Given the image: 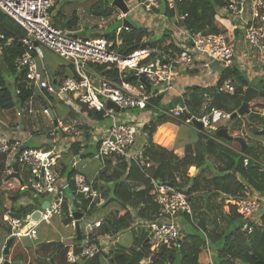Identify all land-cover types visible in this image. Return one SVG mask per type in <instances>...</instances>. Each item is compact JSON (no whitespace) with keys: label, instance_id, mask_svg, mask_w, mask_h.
Wrapping results in <instances>:
<instances>
[{"label":"built area","instance_id":"obj_1","mask_svg":"<svg viewBox=\"0 0 264 264\" xmlns=\"http://www.w3.org/2000/svg\"><path fill=\"white\" fill-rule=\"evenodd\" d=\"M181 0H137V6L145 13H155L161 5H167L173 9ZM52 0H0V12L12 19L25 32L21 40L24 53L14 60L15 68L24 73L25 82L36 91H47L53 94L61 102L72 105H84L89 110L102 113L104 122L108 121L110 126L107 133L100 141L95 159L104 164L106 157L116 155L123 158L127 163H135L138 167L148 168L151 165L144 162L143 149L145 143L138 147L136 140L142 132L145 123L136 122L128 118H121L126 111L134 109H145L148 106L156 114H162L166 118L193 127L195 122L202 126L201 133L208 136L214 143L227 147L222 140L213 134V130L221 121L230 120L231 115L211 108L209 111H202L197 114L190 113L180 99L177 105L160 109L153 106L152 99L164 94L173 88V81L181 72L198 73L213 64H222L225 68L233 67L236 62L235 47L240 44L248 46L254 58L257 60L259 69L264 70V0H229L227 4L216 11V19L225 26L228 37L204 35L201 32H188L179 24H175L172 38L176 41L179 51L176 55H167L161 51L149 49L139 50L128 57H122L114 49L119 45V40L108 41L102 35L98 38L77 37L80 31L71 32L58 28L49 19V10L52 7ZM125 14L119 13L116 20H123ZM181 20H184L182 18ZM127 30L122 26L117 30ZM3 39L0 36V41ZM42 46L54 55L67 62L72 68V76L63 77L50 83L42 74L35 63V48ZM0 47V51H1ZM151 54H157L154 61L145 62ZM140 58L136 63L133 62ZM108 65L114 66L117 70L118 82L108 80L101 74H97L90 69V66ZM125 71H129L131 78L136 77L133 82L125 81ZM144 80L148 85L142 81ZM217 80L213 86L217 85ZM18 92V91H17ZM235 86L231 81H226L217 89V93L233 94ZM43 102L39 109L34 106V98H30L22 108H16L14 117L18 120L24 117L42 115L47 118L52 113L50 100L47 95H43ZM42 101V100H41ZM114 103L119 110L107 106V102ZM46 103V104H45ZM166 103H169L166 101ZM75 106V105H74ZM123 110L124 112H122ZM264 116V110L260 111ZM85 115V114H84ZM58 126V127H57ZM251 126V125H250ZM20 124H14L9 133L0 132V157L5 159V176L10 177L13 173L26 172L31 175L29 178V188L34 196L42 198L41 204L48 201V206L41 210L38 223L34 224L26 233L21 234L31 221L30 214L21 215L16 219L11 213L8 214L9 221L5 225L10 230V237L36 239V226L39 223H50L55 216H63L70 220V227L75 232L76 220L74 212L81 213V219H86L89 211L93 207H100L104 198L102 192L94 188V178L86 180L79 173L69 180L59 182L57 171L55 170L56 160L60 154H54L55 149L28 148L24 142L16 139L17 132L21 131ZM247 127L236 132L235 136L244 138L247 136ZM58 131L67 136L71 141L68 148L74 142L82 144L83 131L62 123L52 127L47 132L53 145H57ZM264 131V127L262 128ZM145 136V134L142 132ZM67 150V149H66ZM72 167H76L79 157H74ZM251 159L243 156V166L247 167ZM16 164V171L12 169ZM102 169L99 168V170ZM154 203L158 206V211L151 222L135 221V225L146 226L149 230L147 243L152 253L158 252L162 247L172 249L181 240L180 217L191 216V208L184 192L171 185L151 180ZM71 189L72 196H67V190ZM251 189L246 187L244 197L231 200L236 213L242 217L244 223L242 230L251 234L254 227V213L260 209L263 201L257 195H252ZM80 194V196H79ZM50 198L44 199V196ZM82 205L86 202L82 211L74 210V198ZM27 197H21L18 202L22 206L29 205L32 200L27 201ZM84 201V202H83ZM66 206V207H65ZM131 211V210H129ZM101 219L92 218L86 220L83 229L80 228L81 245L78 258L72 253L67 254V263L87 264L94 256L108 249L115 243L112 237H99L98 243L90 240V235L94 229L101 225ZM80 226V223H79ZM208 250V249H207ZM206 250V251H207ZM209 251V250H208ZM3 259H0V264ZM144 262V261H143ZM141 262V264H143ZM211 262V256H210ZM146 264L150 260L145 261ZM212 264V263H210Z\"/></svg>","mask_w":264,"mask_h":264},{"label":"trees","instance_id":"obj_2","mask_svg":"<svg viewBox=\"0 0 264 264\" xmlns=\"http://www.w3.org/2000/svg\"><path fill=\"white\" fill-rule=\"evenodd\" d=\"M58 1L53 0L54 6L50 8V14L56 9L55 6H57ZM72 1L63 0L62 8L53 17L52 23L54 26L76 32L80 23L83 22L82 16L105 22L117 14L116 8L112 5L114 0H93L84 11L77 12L76 9H71L68 12L65 9ZM228 1L181 0L177 1L173 9L168 8L165 4L161 5V8L156 10L155 13L169 20H175L179 26H182L188 32H201L205 36L215 35L226 38L228 37V31L216 19V11L223 8ZM182 18L184 20H181ZM116 29L112 34H102V36L108 41L119 40V45L115 46L114 49L122 57L126 58L142 49L161 51L167 55H176L179 51L176 41L172 38L169 30L164 31L158 38H153L150 37L147 29L143 27H127V30H121L118 34ZM24 35L25 32L19 25L0 12V36L3 37L0 41V47L2 48L0 51V115L3 112H10L14 108H22L30 98L42 100L43 102L42 96L45 94L50 100L54 99V96L45 90L44 92H38L34 88L29 87L25 82L24 73L18 71L14 66L15 58L24 53L21 45ZM98 37H101V35L91 38ZM261 56H264V53ZM156 57L157 54H151L145 62L154 61ZM68 68L72 70L71 66H68ZM90 69L97 74H102L108 80L116 82L119 80L114 66L97 65L90 66ZM39 71L42 74L44 73L42 69ZM4 73L13 78V92L9 90ZM125 74V81L133 82L130 72L125 71ZM55 75L57 76L59 73ZM57 79H61V77ZM243 79L244 77L239 69L228 67L224 72L219 73L216 86L186 87L181 98L187 110L190 113L197 114L202 111H209L211 108H217L219 95L220 110L226 114L233 115L243 102ZM235 80L239 82V85L234 83ZM226 81H231V83L235 84V92L233 94H218V87ZM259 90L264 91V86L259 87ZM207 96L211 99L205 106ZM62 103L65 104L64 102ZM152 104L160 109L168 110L162 107V105H168L162 95L152 99ZM70 105L67 116L60 119L62 125L75 127L83 131L85 141L91 140L89 123L104 122L105 119L102 113L89 110L84 105ZM249 108L253 112L264 110V99H254L250 103ZM143 110L149 111L152 109L148 106ZM256 119L252 118V120ZM234 120H237V118ZM261 120L264 124V120ZM169 121L171 120L157 113L156 117L142 128V132L146 134L143 159L145 163L151 165L150 167H138L135 163H127L119 156L110 155L105 158L104 164H101L102 169L98 170L94 176V188L102 192L104 202L100 207H93L89 211L88 216H94L97 211L105 209L112 204L116 206V209L102 217L101 225L94 229L90 235V240L98 243L97 239L99 237L109 236L115 240V243L108 249V252L101 251L100 254L89 260L87 264H141L145 260H150L149 264H199V256L204 249H208L211 252L212 264H264V204L260 208V224L251 223V226L254 227V231L251 234L242 230L244 220L236 213L234 206L228 205V213L222 215L224 220L223 228L218 227L216 221L218 218H214V216L211 217V221L215 227L210 230L206 221L193 220L192 214L191 216L183 215L185 221L189 222L195 230L198 231L199 229L198 233H190L184 225V228L181 229L182 240L177 243L175 248L162 247L158 252L152 253L150 251L146 241L149 230L146 226L135 225V221L151 222L158 211V206L154 203L151 196V180L171 185L184 192L188 202L192 205L193 201L196 203L197 198L194 200V197L204 194L207 199L206 209H211L210 211H214L215 203L219 200L224 204L225 200L244 197L246 187L251 188L264 197V169H261L262 162L260 161V156L254 153L255 149H248L244 152V155H249L251 159L250 164L244 167L242 155L231 154L228 149L214 143L208 136L199 134L200 141L198 145L196 147L186 146L184 156L179 158L174 154L164 138L168 134L165 132L159 134L157 132L158 126ZM133 122L136 123V121ZM94 139L97 143L95 148L97 150L100 140ZM85 147L87 146L81 147L78 142L72 143L69 156L79 157L84 155L83 159H85L87 157L83 152ZM213 158H220L223 161V165L216 167V173L212 174V176H206L207 169L213 170L210 166ZM5 159L6 157H0V182H5L7 179V176H5ZM191 167H195L198 172L194 176L189 177L188 170ZM190 171H193V169L191 168ZM16 172L20 178L21 173H23V178L26 177V172H20L19 169ZM77 173L75 169H71L67 179L69 180ZM79 174L83 175L81 172ZM85 179L88 180L86 177ZM26 184L29 186V179L28 183L20 180L21 189L11 199L13 203V207H11L12 213L31 214L41 206V198L34 196L32 190L22 187ZM28 196H32V203L24 207L14 206L18 199ZM39 200L41 201L39 202ZM77 200L78 197L74 198V210L82 211L86 202L83 201L84 203L80 205ZM3 204L0 199V229H6L8 236L9 230L2 224L1 208ZM221 207L219 208L221 209ZM63 223L67 226L70 220L64 219ZM128 231L131 232L132 236L130 243L128 245L119 243L118 238ZM15 240L14 238L10 250L13 249ZM74 240L75 244L71 248L60 242H47L39 245L38 251L48 253V256L42 260L44 264H68L67 254L71 250L78 258L81 242L76 238ZM32 248L27 246L26 249L31 250ZM37 250L36 253H38ZM14 259L12 262L22 264L20 255ZM77 262L78 264H83L80 263V259Z\"/></svg>","mask_w":264,"mask_h":264},{"label":"rangeland","instance_id":"obj_3","mask_svg":"<svg viewBox=\"0 0 264 264\" xmlns=\"http://www.w3.org/2000/svg\"><path fill=\"white\" fill-rule=\"evenodd\" d=\"M92 1L93 0H73L70 4H68V7L65 10L69 12L71 9L77 10L79 7H80V9H87ZM108 1H111V0H108ZM112 3H113V1H112ZM62 5H63V0H59L57 6H55L56 9L54 11H52L51 14H49L50 20H53V17L55 16L56 12H58V10L60 8H62ZM53 6H54V2L52 4V7ZM116 13H117V11H116ZM126 19L128 22L133 21V24H132L133 27L142 28L140 21H136V19L133 17V15L127 16ZM93 20L95 23L100 24L101 27L102 26H104V27H102L101 29H95L94 34H92L88 31V33H87L88 37H96V36L100 35V33H102V32L105 35L112 34L116 28L120 27L123 24V20L117 21L115 16L111 17L110 19L106 20L105 22H103L99 19H93ZM235 49H236V51L238 49L239 50H245V51H247L248 54H250L248 46H246L244 44L237 45L235 47ZM35 52H36V57H35L36 66H37L38 70L42 69L43 71H45V75H46V77L50 83H53V81H55L59 77H70L71 76V74H70L71 71L68 68L67 62L60 59L58 56L54 55L48 49H45L42 46H37L35 48ZM250 60L252 61L253 66L258 67L257 60L254 58V56L252 54H251ZM225 69L226 68L224 67V65L217 63V64H213V65L209 66L208 68L204 69L203 71L198 72L196 74V76L201 78V79L205 78V80H206L210 77V74H217V76L216 75L215 76L218 77L219 73L224 72ZM56 73H59V75L56 76L55 75ZM54 75H55V77H54ZM4 77H5L6 83L9 87V90L11 92H13L14 84H13L12 76L8 75L7 73H4ZM243 77H245V75ZM234 83L236 85H239V82L237 80H235ZM254 83H256V85L258 87L264 86V83L259 82V80L254 82ZM51 102L52 103H50L49 105L52 107V110L55 111V112H52L53 115H55L56 117H59V119H62V118L67 116V114L69 112V106H71L70 104H68L66 102H64L65 104H63L56 97H54V100ZM162 107H165V109H168V105H162ZM57 109L59 110L60 116H59V113L57 112ZM15 110H16V108H14L10 112L7 111L4 113H5L6 117L11 120L13 118ZM142 110L143 109H134V110L126 111L125 113H123L121 115V118H127L128 116L134 117ZM2 114L3 113H1L0 116H2ZM32 118H36V120H38L37 123H39V121L42 123V121L45 122V120H46V122L44 123V126H42L43 129H45L47 125H48L47 127H50L51 117L47 118V117L42 116V115H35ZM256 120H257V122L261 123V126L263 125V122L260 118H257ZM231 121L230 120L221 121L218 124V127L222 126V124L225 125L226 122H231ZM94 124L97 125L95 128L98 129V128H100L99 126H101V130L104 129L103 136L107 133L108 128L110 126L108 121L103 122V124H99L96 122ZM0 127H2L1 124H0ZM177 127H178V131H179V133L177 134V137H188L189 135H190L189 137L193 136L192 130H190V128L188 126L183 125V124H181V125L177 124ZM247 129H248L247 133H249L254 129V126L253 125L252 126L247 125ZM103 136H102V138H103ZM99 138H100V136H99ZM259 138H260V141L263 142L262 144L264 145V134L259 135ZM94 143H96L95 139L94 140L92 139L89 141H85V139H82V144L88 146V147L83 148V152L87 155V157L85 159H82L83 163H81L79 168H81V170H82L81 172L88 177L87 178L88 180H91L95 176V172H97L99 170V167L101 165L100 161L98 159H95L97 151L94 147L95 146ZM226 143L227 144L228 143L229 144H233V143L238 144L235 140L230 141V142L227 141ZM263 147L264 146H262L261 148H263ZM45 148H47V149H53L54 148L55 149L54 154H60L56 150L57 145H53L51 142L48 145H46ZM66 157H67L66 155H62V153H61L60 158L55 161L56 162L55 170L57 171V174L59 177V179H58L59 182H64L67 178V175L69 174V172L71 170V166L69 165V162L67 161ZM86 161L88 164L83 168L82 166L85 165L84 163ZM63 163L65 164L64 165L65 169L62 168ZM216 164L223 165V161L219 162L216 160ZM210 176H212V175H210ZM29 178H31V175L29 173L26 174L25 178H23V173H21L20 179L22 181H24L25 183H28ZM18 181H20V180H18ZM18 181H17V179L12 178L6 182H4V181L0 182V199L4 203L2 208H1L2 209L1 210L2 211L1 217H2V220L4 222L9 221L8 214L12 213L11 207H13V203H12L11 199L21 189V185H20V183H18ZM22 187H24L25 189H28V190L30 189L27 184L23 185ZM103 189H104V187H103ZM71 195H72V191H71V189H68L67 190V196L71 197ZM27 198H28L27 199L28 202L33 199L32 196H28ZM47 198H50V196H48V195L44 196V199H47ZM195 199H196V203H194V201H193V205L191 203H189V204H190L193 220L196 219L198 221V220H200V215L202 214L200 211L204 208L206 209V207H205L206 205H202V206L200 205L201 203H203V202H201V201H203L201 198L194 197V200ZM40 201L41 200H39V202ZM222 203L223 202L220 200L215 203V209H214V211L211 212V216H210V217L214 216V218H218L216 221H217L218 227H220V228H223V226H224V220H223L222 215L224 214L223 206H225L226 201H224V204H222ZM14 206L15 207H24V206L20 205L18 201L14 203ZM219 207H221V209ZM115 209H116V206H114L112 204V205H109L108 207H106L105 209H101V210L97 211L94 216H90V217H87L86 219L79 220L80 228L83 229V225H84V222L86 220L88 221V220H91L92 218H98V219L102 220V217H105L110 211H113ZM259 211L261 212V209ZM64 219L65 218L63 216H55L54 218L51 219L50 223H48V224L39 223L36 226V230H37V238L36 239L15 238L16 240L13 244V249L11 250V252L9 254L10 255L9 257H11V260L13 258H16L18 255H20V257L22 258V264H44V262L42 260H44L48 256V253H46L44 251H38L37 250L39 245H41L42 243L60 242L67 247H70V248L73 247V245L75 244L74 239L76 238V235L74 234V232H73V230L69 224L67 225V227H65V225L63 223ZM179 222L181 223V225H180L181 228H182V226L184 227V225H185L186 228H188L190 233H198L199 229H198V231L195 230L189 222L185 221L183 216L180 217ZM207 226L210 227V230L215 227L214 224L212 223L211 219L207 222ZM5 237H7L6 229H0V245L4 241ZM8 238H9V235H8ZM7 240L5 241V243L7 242ZM131 240H132V236H131V232H129V231L122 234L118 238V242L123 244V245H125V244L128 245ZM5 243H4V245H5ZM27 246H31L33 248L31 250H29V249H26ZM36 250L38 251V253H36ZM206 250L207 249H204L201 251V254L199 256V264H205L204 263L205 257L208 258L209 262H210V256L212 254L210 251H208V250L206 251ZM2 252H3V249L0 252L1 255H2ZM145 261L143 262V264H146Z\"/></svg>","mask_w":264,"mask_h":264},{"label":"crops","instance_id":"obj_4","mask_svg":"<svg viewBox=\"0 0 264 264\" xmlns=\"http://www.w3.org/2000/svg\"><path fill=\"white\" fill-rule=\"evenodd\" d=\"M124 4L127 6L128 13H129V14H125L124 20L127 18V16L133 15V17L136 19V21H140L142 27L147 29L148 33L150 34V37L158 38L166 30H169L171 33L174 32L175 24H176L175 20H169V19H167V18H165L162 15L157 14V13H150L149 14V13L143 12L140 8H138L137 0H124ZM79 9H80V7L76 11L77 12L84 11V9H80V10ZM116 11H117V14L114 15L115 18L121 12L118 9H116ZM82 21L83 22L80 23L79 29L77 31L83 32L85 37H88L87 36L88 31L90 33L94 34L95 29H101L102 27H104V26L101 27L100 24L95 23L94 20L88 16H82ZM129 23H131V25H132L133 21H130ZM122 26H123V24L120 27H118L116 29V31L119 28H121ZM102 34H103V32L100 33V35H102ZM249 52H250V54H248L247 51H245V50H239L238 49L236 51L237 55H236V62H235L234 67L241 71L242 76L245 75L244 79H246L249 82L250 86H253V87L259 89V87L254 82L259 80V82L264 83V70L259 69L258 67H255L252 65V61L250 60L252 53L250 50H249ZM70 71H71L70 72V74H71L72 70H70ZM196 74L197 73L181 72L178 75H176V78L173 81V85H174L173 88L164 94L165 101L169 102V103H167L168 105H173V103L178 101L182 97L183 92H184L186 87H189V86L213 87V84L216 82V80H218V77H216L217 74H210V77L206 80H205V78L201 79V78L197 77ZM61 78H63V77H61ZM242 90L244 92V90H245L244 86H243ZM50 95H53V94H50ZM242 96H243V94H242ZM54 97H56V96H54ZM210 99L211 98L209 96L206 97L205 106L210 102ZM53 100H50V103H52L51 101H53ZM41 102L42 101L35 99L34 106L37 109H39L41 106ZM51 110H52V107H51ZM52 112H55V111L52 110ZM57 112L59 113L58 109H57ZM156 115L157 114L155 112H153L152 110H149V111L142 110L136 116H134V117L128 116L127 118L130 120L136 121V122L148 124V122L151 119H153L154 117H156ZM59 116H60V113H59ZM36 118L24 117V118L18 120L13 115V118L10 120L9 118L6 117L5 113L3 112L2 116H0V124L2 125V127H0V132L9 133L11 131V128L13 127V125L15 123L20 124L22 129H21V131L17 132L18 135L15 138L23 141L24 146H27L28 148H44L46 145H48L51 142L47 132L49 130H51V128L53 126L55 127L54 121L51 119L50 127H47L48 126L47 125L46 128L43 129L42 126H44V123L46 122V120H45V122L42 121V123H41L39 121V123H37L38 120H36ZM54 118L56 119V120L55 119L54 120L57 121V125H59L61 123V120L59 119V117L55 116ZM94 123L93 122L89 123V126L91 128L90 133H91L92 139L96 138L98 140H101V138L104 134V129L101 130V126H99L100 128H98V129L95 128L97 125H95ZM99 124H103V122L99 123ZM177 124H180V123L171 120L167 123H164V124L158 126L157 132L159 134H161V132L162 133L165 132L168 134L167 137H164L165 140L167 141L168 145L172 148L174 154L176 156H178L179 158H181L182 156H184V150H185L186 146L196 147V145H198V143L200 141V135H199V130H197L196 128L189 127L190 130H192L193 136L189 137L190 136L189 135L188 137H177V134L179 133ZM247 125H249V126L253 125L254 129L251 132L247 133L246 137L241 138V137L235 136L236 132H238L240 130H244L247 127ZM263 125L261 126V123L257 122V120H252V118H250L248 115H244V116L237 117V120H232L231 122H226L225 125L222 124V126H221L222 128L227 129V133L231 137L243 139V141L247 145L245 152L248 149H255L254 153L260 156V161L262 162L261 163V169H264V147L261 148L264 145L262 144L263 142L260 141V138H259L260 134L259 133L262 131V128L264 127ZM246 132H248V130H246ZM99 136H100V138H99ZM57 137H58L57 146L59 147L58 149L60 151H63V152H61L62 155H67L66 158H67V161L69 162V165L71 166V169H75L78 173L81 172L82 170H81V168H79V166L81 165V163H83L82 162L83 158L79 159V162L77 163L76 167H72L71 162L75 158L69 156L70 155V149L68 148V144L71 141L69 140V138H67V136H64L59 131L57 133ZM226 142H223V144L227 146L226 149H228L231 154L243 155V156L250 158L249 155H244V153H242L241 146L239 145L238 142H237L238 144H236V143H233V144L228 143L227 144ZM136 143H137L138 147L142 146L145 143V136L142 134V132L137 137ZM94 144H96V143H94ZM249 145H252V146L250 147ZM216 160L219 162L220 161L222 162V160L220 158H213V160L211 161V164H210V166L213 170L207 169V171L205 173L206 176H210L212 174H215L216 173V171H215L216 167L222 166V165L216 164ZM84 164L85 165L82 166L83 168L88 164L87 161ZM64 165L65 164L63 163V167H62L63 169H65ZM191 168L193 169V171H190ZM191 168L188 170L189 177L194 176L198 172V170L195 167H191ZM97 172H95V175L97 174ZM84 176L86 178H88L86 175H84ZM18 177H19V175H18ZM18 180H21L20 177L18 178ZM251 193H252V195L254 194V195L259 196L261 198V200L263 201V204H264V197L263 196H261L259 193L255 192L254 190H252ZM199 195L200 196H197V197L198 198L201 197V199L203 200V201H201L203 203H201L200 205L201 206L206 205L205 207H207L206 196L204 194H199ZM223 208H224L223 212L225 214L228 213V201H226V204H225V206H223ZM210 210L211 209H205V208L202 209L200 211L202 213L200 215V220L208 222L211 219L210 216H211L212 211H210ZM260 214H261L260 211H258L257 213H254V221L256 223H260ZM2 224H3V226H6L5 225L6 223L3 220H2ZM65 227H67V226H65ZM36 238H37V236H36ZM7 239H8V236L4 238V241L0 245V252L3 249L4 243ZM10 252H11V250L9 251V254H10ZM9 256L10 255H8V260L10 261V263L16 264L17 262H12V260H15V259L13 258L11 260V257H9ZM0 259H3V256L1 254H0ZM204 263L209 264V263H212V261L209 262V259L205 257Z\"/></svg>","mask_w":264,"mask_h":264},{"label":"water","instance_id":"obj_5","mask_svg":"<svg viewBox=\"0 0 264 264\" xmlns=\"http://www.w3.org/2000/svg\"><path fill=\"white\" fill-rule=\"evenodd\" d=\"M112 5L121 11V13L123 14H129L128 13V8L127 6L124 4V0H114ZM123 26L128 27V28H132L133 25H131L127 20L123 21ZM77 37H84V33L80 32L76 34ZM133 80L136 79V77H132ZM147 88L149 89V85L142 80ZM242 84L245 87V90L243 92V102L241 104V106L239 107V109L233 114L231 115V120L237 118L238 116H244V115H248L250 118H262L264 120V117L261 116L259 113H253L250 111L249 105L250 103L257 98H263L264 99V91H260L259 89L250 86L249 82L246 79L242 80ZM179 102L176 101L175 103H173V105H168V108H171L172 106L177 105V103ZM107 106L114 108L116 111L119 110V108L112 102H107ZM217 109L220 110V102H219V95H218V105H217ZM122 112H124L123 110H121ZM51 119L54 121V125H57V121L54 120V115L51 113L50 114ZM194 126L197 130H201V124L198 122L194 123ZM260 135H263L264 132H260ZM216 136L218 138H221L225 141H233L235 140L236 142L239 143V145L241 146V151L242 153L245 152V149L247 147L246 143L243 141V139L241 138H233L230 135H228L227 133V129H219L216 131ZM250 147L252 145H249ZM80 159L84 158V155H80L79 156ZM71 164H73V161L71 162ZM12 169L14 170V172L16 171V164H13ZM11 178H15L18 179V175L16 173H13V175H11L10 177L7 178V180L11 179ZM80 196V194H79ZM48 206V201H44L41 206L39 207V209H36L35 211H33L30 214V223L21 230V234L26 233L30 228H32L34 226V224L38 223L40 220V216H41V210H44L46 207ZM12 216L16 219H20L21 215L20 214H12ZM73 217L76 220L75 223V235H76V239L77 240H81V233H80V226H79V220L81 219V213L79 212H74L73 213ZM13 243V238H8L7 242L5 243L4 247H3V252H2V256H3V263L2 264H13L10 263V261L8 260V255H9V251L11 248V245ZM72 264H77V263H72Z\"/></svg>","mask_w":264,"mask_h":264},{"label":"clouds","instance_id":"obj_6","mask_svg":"<svg viewBox=\"0 0 264 264\" xmlns=\"http://www.w3.org/2000/svg\"><path fill=\"white\" fill-rule=\"evenodd\" d=\"M123 21H124V19H123ZM234 67V66H233ZM102 75V74H101ZM218 77H219V75H218ZM180 99H182V98H180ZM179 99V100H180ZM251 111V110H250ZM223 112V111H222ZM251 112H253V111H251ZM253 113H259L260 114V112H253ZM261 115V114H260ZM261 116H263V115H261ZM239 117V116H238ZM264 117V116H263ZM262 119V118H261ZM230 121H231V118H230ZM181 124V123H180ZM56 126V125H55ZM264 126V125H263ZM189 127V126H188ZM202 127V126H201ZM192 128H195V126H193ZM219 129H222V127L220 126V127H218V125L216 126V129L215 130H213V134L216 136V131L217 130H219ZM225 129V128H224ZM201 131H202V129L199 131V134H201V135H204V134H202L201 133ZM261 132H264V131H261ZM145 134V133H144ZM206 136V135H205ZM217 137V136H216ZM218 138V137H217ZM234 138V137H233ZM236 138V137H235ZM145 139H146V134H145ZM219 139H221V138H219ZM222 140V142H225L223 139H221ZM101 141V140H100ZM145 143H146V140H145ZM96 145H97V143L95 144V148H96ZM86 146V145H85ZM88 147V146H87ZM222 147H224V146H222ZM224 148H227V147H224ZM243 156V155H242ZM17 174V173H16ZM8 178V177H7ZM19 178V177H18ZM12 179V178H11ZM6 181H8L7 179L5 180V182ZM17 181H18V179H17ZM18 183H20V181L18 182ZM251 189V188H250ZM19 200V199H18ZM225 201H228V205H232L231 204V200H225ZM32 203V202H31ZM190 205V204H189ZM262 205H263V203H262ZM261 205V206H262ZM261 208V207H260ZM260 210V209H259ZM258 210V211H259ZM11 214H16V213H11ZM191 214H192V212H191ZM253 223L254 224H256V225H259L260 223H256L255 221H253ZM6 227V226H5ZM7 228V227H6ZM182 228H183V226H182ZM8 230H9V228H7ZM9 234H10V230H9ZM74 234H75V232H74ZM9 238H13L14 239V237H10L9 236ZM80 242H81V240H80ZM80 245H81V243H80ZM212 261V260H211ZM2 263H3V261H2ZM1 263V264H2Z\"/></svg>","mask_w":264,"mask_h":264},{"label":"bare ground","instance_id":"obj_7","mask_svg":"<svg viewBox=\"0 0 264 264\" xmlns=\"http://www.w3.org/2000/svg\"><path fill=\"white\" fill-rule=\"evenodd\" d=\"M140 58H137V60H135L133 63L135 64L136 63V61H138ZM182 240V239H181ZM205 240V239H204Z\"/></svg>","mask_w":264,"mask_h":264}]
</instances>
